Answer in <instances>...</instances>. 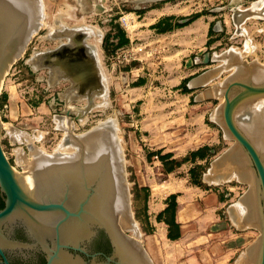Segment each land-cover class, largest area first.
<instances>
[{"label": "rangeland", "instance_id": "rangeland-1", "mask_svg": "<svg viewBox=\"0 0 264 264\" xmlns=\"http://www.w3.org/2000/svg\"><path fill=\"white\" fill-rule=\"evenodd\" d=\"M40 1L43 7L42 26L30 38L19 59L8 66L0 85L2 149L16 172L32 173V166H34V160L38 154L42 153L45 158L46 156L57 155L62 146H69L64 152L65 154L76 152L72 145L75 138L68 137V132L71 131L75 136H83L92 128L103 124V128H107L115 134L120 155L121 175L126 191H128L129 215H131L129 216L131 225L129 228L132 227L133 229H127L126 234L135 237L143 246L144 232L152 231L148 225H145L147 218L144 212H146L147 203L155 195L151 196V193H156V187L152 184L153 178L157 182L164 180V170L176 169L175 163L185 157L186 153L195 147V143L201 142V140H197L192 144L193 146H189L187 142L182 140L185 139L187 133H190L186 126V107L174 98L175 95L172 92L164 93L161 90L162 85L154 84V95L150 96L149 105L145 108L149 112L152 110L160 115L164 124L161 134L162 136L171 134L168 142L171 143V146L161 148L156 146L152 147L154 150H151L148 145L143 148H140L139 145L138 152L131 151L130 146H128L129 140L135 137L130 133L132 129L125 125V111L128 109V105L137 99H142L139 103L143 102V94L131 95L127 93L129 79L126 74L121 76L120 72L135 63L139 66L144 61L148 63H152V60L158 61L165 53V49L157 48L158 42L144 44L135 35L140 28L139 21L144 16V12L154 5V2L151 0ZM174 1L179 2V0H166L159 2V4ZM262 1L264 0H183L179 6L185 9L182 13L189 14L195 10H200L202 14L212 19V34H219L222 37L221 45L216 48L220 54L234 51L237 55H241V57L238 56L240 66H264V17L244 18L235 22V9L248 10L255 3L260 4ZM98 5L104 7L103 12H98ZM70 30H76L79 33L82 30L90 31L95 33L98 38V49L92 52L95 54L98 70L102 77L103 91L92 98L91 109L81 118L78 111L88 107L86 96L79 91L76 92L70 81L64 77H58V75L57 78L53 77L48 67L38 66L34 60L32 65L28 63V59L32 55L50 52L62 43H66L65 35ZM119 34L122 37V42L115 45L113 36H119ZM85 41L90 45L89 43L94 40L87 36ZM126 50L127 52H125ZM44 59H48V62L55 61L54 58L48 56H44ZM225 68L222 77L223 85L224 80H230L237 72L238 65L226 66ZM6 86H12L13 98H20L28 106L34 108L31 109L34 110L33 116L30 115L27 120L14 122L18 131L14 139L11 140L5 136L6 125L4 123L8 122V118L3 116L4 89ZM91 87L89 85L87 90ZM223 101V98H220L217 103L211 106L212 112H209L210 114L204 122L207 137L210 139H208L209 142L214 140L213 137L218 131V135L222 136L223 140L214 147L213 153L208 151L202 153L206 160L203 164L196 163L191 168L186 165L185 168L183 167L178 171L177 177L183 178L185 174H189L190 178L189 171L191 170L190 183L193 179V182L202 188L209 184L211 188L221 190L223 194H226L227 206L230 205L231 209L239 208L240 211H237L235 219L231 217L232 225L241 229L247 228V226H241L240 223H244L245 217L248 215V207L243 203V199L248 195L251 185L236 179L235 171L237 170L231 167L227 177L233 175L234 178L229 181L221 179L215 182L217 178L215 170H212L208 178L204 179V175L208 173L213 161L226 153L228 149H230L228 152L234 149V140L224 127L222 111H220ZM248 102L252 106L257 103L260 106L262 102L264 103V95L261 94L253 97V99H248ZM252 108L256 109L258 106ZM66 110L71 111L69 117L73 119V122L65 115ZM32 117H37V120L28 121ZM107 121L111 122L105 123ZM66 125L67 127H65ZM236 125L239 126L238 123ZM147 151H169L175 156V160L167 163L162 162L163 167L160 168L156 158L152 159L148 156L147 161L143 159ZM250 224L254 225L253 223ZM250 227L246 229L251 232L252 240H254V242H250V247H255L258 244L260 230L256 226ZM147 241L149 251L144 249L151 260V241L149 239ZM171 248L173 249L174 246L172 245ZM246 253L247 250L239 257L238 264H255L254 260L253 263H245ZM254 259L256 260V258ZM152 264L154 263L152 262Z\"/></svg>", "mask_w": 264, "mask_h": 264}, {"label": "water", "instance_id": "water-1", "mask_svg": "<svg viewBox=\"0 0 264 264\" xmlns=\"http://www.w3.org/2000/svg\"><path fill=\"white\" fill-rule=\"evenodd\" d=\"M97 9L98 12L104 11L102 5H98ZM248 15L264 16V4H258L251 10L235 9V22ZM42 18L40 0H0V85L8 66L19 59L30 38L41 28ZM80 33L76 30L67 31L66 43L50 52H41L34 57L32 55L28 63L32 65L34 58L51 56L55 52L71 61L62 63L66 71L70 67L71 75L62 72L61 77L70 81L72 76L73 82L70 83L73 89L86 96L88 107L78 111L81 118L91 109L92 98L103 91V84L95 54L84 39L88 33L83 30ZM213 59H227V67L238 65L237 72L230 80H224V86L198 94V101L222 96L224 101L220 111L223 112L224 127L234 140V149L232 152H228V149L214 160L204 177L207 179L212 170H215V176L227 177L228 171L223 170L229 165L239 166L241 182H252L254 174L255 188H250L243 199L248 207V215L240 225L253 223L260 230L255 264H264V157L254 149L241 126H234L236 107L264 94V66H240L235 52ZM208 61L206 55L205 62ZM36 63L48 67L51 72L59 66L48 61ZM86 80L92 86L89 90ZM70 114L71 111L66 110L65 115L72 121ZM102 126L92 128L83 136H75L71 131L67 136L82 139ZM1 131L0 120V194L4 202L0 209V264H9L5 256L7 251L10 254L17 250L29 252L35 246H39L45 254V264H152L140 242L126 234L127 229L133 228L118 226L115 231L108 213V194L111 188L103 186L104 166H99V171L53 169V185H38L37 172L18 173L11 166L2 149ZM111 137L119 155L113 132ZM125 193L126 211L130 216L126 188ZM19 229L35 243L19 242L22 233ZM98 230L106 233L111 244V252L104 258L98 253L90 254L87 249L90 239ZM125 246L132 250L125 249ZM89 248L93 249L94 245ZM247 250H252V247ZM135 255L140 256L141 260H135Z\"/></svg>", "mask_w": 264, "mask_h": 264}, {"label": "crops", "instance_id": "crops-1", "mask_svg": "<svg viewBox=\"0 0 264 264\" xmlns=\"http://www.w3.org/2000/svg\"><path fill=\"white\" fill-rule=\"evenodd\" d=\"M182 1L162 4L154 2L139 21L140 28L135 34L136 38L144 44L158 42L157 48L165 49L164 55L158 61L152 60V63L144 61L139 66L135 63L120 72L121 76L126 74L129 79L127 93L143 94V102L139 103L142 99H137L128 105L125 111V125L132 129L130 133L135 137L128 143L133 152H138L139 145L140 148L148 145L151 150L156 146L157 148L171 146V143H168L171 134L166 136L161 134L164 124L160 115L145 108L149 105L150 96L154 95V84L162 85L161 90L164 93L172 92L174 98L186 107V126L190 133H187L182 140L189 146L201 140L195 143V147H192L186 155L204 147L209 153H213L214 147L223 140V137L218 135V131L213 137L214 140L209 142L204 126L206 118L212 112L211 106L222 96L198 101V94L224 86L222 77L227 59H213V57L226 55L232 51L220 54L216 48L221 45L222 37L219 34H212V19L202 14L200 10L189 14L182 13L185 10L179 6ZM258 4L255 3L248 10ZM260 4H264V1ZM194 15L197 17L188 22ZM257 17L264 16L248 15L246 18ZM113 37L115 45L121 44L120 34ZM206 55L209 59L207 63ZM237 56L241 57V55ZM11 87L6 86L4 89L3 116L8 118V122L4 123L6 125L4 130L8 140L14 139L18 131L14 122L27 120L30 115H34L32 106H28L20 98H13ZM36 118L32 117L28 121H36ZM152 152L155 151H147L143 159L147 161V157ZM166 154L170 155L166 163L175 160V156L169 151L160 153V155ZM149 158H156L160 168L163 167L162 161L157 156H149ZM205 161V158L202 160L196 158L194 162L188 161L176 169L164 170V180L160 182L155 178L152 180L156 193H151V196L155 195L147 203L144 212L147 218L145 225H148L152 231L144 232L142 244L149 251L147 239L151 241L150 257L154 264H238L239 257L250 247V242H254L251 232L246 229L255 225L247 223L244 224L247 228L241 229L232 225L231 217L236 218L239 208L231 209L230 205L227 206L226 194L211 188L209 184L203 188L193 185L189 181V174H185L183 178L177 177L178 171L186 165L191 168L193 164H203ZM172 199L176 204L174 221L179 226L180 235L176 240L167 237L168 231L172 234L175 232L165 223V219L171 213L168 205ZM256 246L252 247V250H247L245 262L253 259Z\"/></svg>", "mask_w": 264, "mask_h": 264}, {"label": "bare ground", "instance_id": "bare-ground-1", "mask_svg": "<svg viewBox=\"0 0 264 264\" xmlns=\"http://www.w3.org/2000/svg\"><path fill=\"white\" fill-rule=\"evenodd\" d=\"M87 33L88 36L94 40L91 43L88 42L91 45L92 48L91 51L92 50L96 51L98 49L97 48L98 38L97 36H95V33L93 32L87 31ZM56 53L57 52L53 53L51 56H48L49 58L55 59L54 62L51 61L50 63L56 66L59 64L60 66V67L59 66L55 67L56 69L55 71L52 72V76L57 78V75L59 77L62 76L63 73L66 75L67 74L71 75V73L69 72V70L71 71L70 67L68 66L67 67L68 71H66V68H64L62 65V63H71V61L63 58L62 56H60V54L56 55ZM34 61L35 62L38 61L39 63H44L48 61V59H44V55H43L41 57L38 56V58H34ZM71 79L72 76L70 78V81L73 82ZM86 81H87L86 86L88 87L90 85V82L89 80ZM257 104L255 106H252V104L250 105V103L249 102L247 103L246 100L243 103H241L239 106H237L235 112L234 126H237L236 124L238 123L239 126H241L245 135L249 139L251 138L250 141L253 143L251 144L254 147V149L258 152L259 155L264 156V103L263 102L262 104L260 103L261 104L260 106ZM256 106H258V108L256 109L252 108ZM222 117H223V112H222ZM65 127H67V125ZM110 131L111 130L107 128L101 127L99 128V130L95 131L90 135L83 137L82 139H74L73 137L74 140L72 141L73 143L72 145L76 149V152L73 154H65L64 152L67 151V147L69 146H62V145H61L62 147H60V150L63 151V153H61L60 151L59 154L50 156V158H47L48 156H46L45 158L44 156H42V153L38 154L35 157L34 166H32V173L37 172L36 178L38 185H43V184L53 185L52 183L53 169L76 170V171H99V166H104L105 170H104L103 186L111 188L108 194V213L116 231L118 226H120L121 228H125V227H130L131 225L129 221L130 218L128 216V211H126L127 200H126V193L124 188L125 186L121 175L122 173H121L120 157L117 154V150L115 149V146L111 141L112 134L110 133ZM230 167L237 170L235 171L237 175L235 178L241 180L239 166L229 165L226 166L224 171H228ZM232 178H234L233 175H231V177L217 176L215 182L216 181L218 182L221 179L229 181ZM248 184L251 185V188H255V177L253 174H252V182H248ZM257 247L258 246H256L255 252L253 251L255 255L257 253ZM125 249H128L129 251L132 250L127 246H125ZM254 254L252 253L253 256ZM139 257L140 256L135 255V260H141ZM254 258L256 257L254 256L253 259ZM251 259H249V261L247 260L246 262H251V263H253L254 261L256 262L255 259L254 261L252 259L253 262L250 261Z\"/></svg>", "mask_w": 264, "mask_h": 264}, {"label": "flooded vegetation", "instance_id": "flooded-vegetation-1", "mask_svg": "<svg viewBox=\"0 0 264 264\" xmlns=\"http://www.w3.org/2000/svg\"><path fill=\"white\" fill-rule=\"evenodd\" d=\"M0 201H3V198L0 194ZM22 233L19 238V242L34 244L33 240H30L29 237L25 234L22 229H19ZM94 245L93 249H90V245ZM90 254L98 253L101 258L108 256L111 252V244L108 236L103 230H98L96 235L90 239V243L87 247ZM12 254L5 253L6 258L8 259L9 264H45V254L40 250L39 246H35L34 249H30L29 252L24 251H14Z\"/></svg>", "mask_w": 264, "mask_h": 264}, {"label": "trees", "instance_id": "trees-1", "mask_svg": "<svg viewBox=\"0 0 264 264\" xmlns=\"http://www.w3.org/2000/svg\"><path fill=\"white\" fill-rule=\"evenodd\" d=\"M197 15L192 16L188 22H190L191 20H193L194 18H196ZM205 151H207V148H202L201 150L192 152L188 155H186L185 157L181 158L179 161H177L175 163L176 168L180 167L182 164L187 163L188 161L194 162L196 158L199 159H204V155L202 153H204ZM161 151H155L149 154V156H157L159 160H161L162 162H165L168 158H170V155L166 154V155H160ZM167 171V170H166ZM190 179L192 177V171L190 170ZM192 184L195 186L200 187L199 184L194 183L193 179H192ZM4 206V202L0 201V209H2ZM170 208L171 213L169 214V217L165 219V223L169 226L172 227L173 231L175 232L174 234L171 233V231H168L167 237L171 240H176L179 238V226L178 224L175 223L174 221V214H175V210H176V204L174 203V200L172 199L170 204L168 205V209ZM159 219V216H158Z\"/></svg>", "mask_w": 264, "mask_h": 264}, {"label": "built area", "instance_id": "built-area-1", "mask_svg": "<svg viewBox=\"0 0 264 264\" xmlns=\"http://www.w3.org/2000/svg\"><path fill=\"white\" fill-rule=\"evenodd\" d=\"M125 52H127V50H126ZM128 53H129V52H128ZM131 54H132V50H131Z\"/></svg>", "mask_w": 264, "mask_h": 264}]
</instances>
